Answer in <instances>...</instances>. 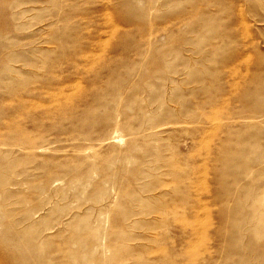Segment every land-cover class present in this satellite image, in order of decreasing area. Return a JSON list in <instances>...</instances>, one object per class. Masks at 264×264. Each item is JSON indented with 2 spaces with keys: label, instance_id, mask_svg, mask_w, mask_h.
Wrapping results in <instances>:
<instances>
[{
  "label": "rangeland",
  "instance_id": "rangeland-1",
  "mask_svg": "<svg viewBox=\"0 0 264 264\" xmlns=\"http://www.w3.org/2000/svg\"><path fill=\"white\" fill-rule=\"evenodd\" d=\"M0 264H264V0H0Z\"/></svg>",
  "mask_w": 264,
  "mask_h": 264
},
{
  "label": "bare ground",
  "instance_id": "bare-ground-1",
  "mask_svg": "<svg viewBox=\"0 0 264 264\" xmlns=\"http://www.w3.org/2000/svg\"><path fill=\"white\" fill-rule=\"evenodd\" d=\"M203 177V176H202Z\"/></svg>",
  "mask_w": 264,
  "mask_h": 264
}]
</instances>
